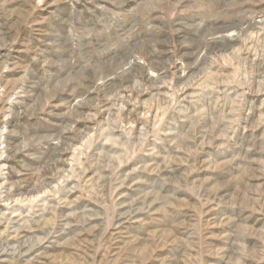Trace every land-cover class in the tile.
Here are the masks:
<instances>
[{
    "label": "rangeland",
    "instance_id": "obj_1",
    "mask_svg": "<svg viewBox=\"0 0 264 264\" xmlns=\"http://www.w3.org/2000/svg\"><path fill=\"white\" fill-rule=\"evenodd\" d=\"M0 264H264V0H0Z\"/></svg>",
    "mask_w": 264,
    "mask_h": 264
}]
</instances>
